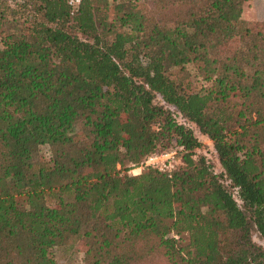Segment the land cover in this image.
Here are the masks:
<instances>
[{"label": "trees", "instance_id": "obj_1", "mask_svg": "<svg viewBox=\"0 0 264 264\" xmlns=\"http://www.w3.org/2000/svg\"><path fill=\"white\" fill-rule=\"evenodd\" d=\"M246 1L0 0V264H58L75 239L85 264H264V32ZM172 147L170 175L117 170Z\"/></svg>", "mask_w": 264, "mask_h": 264}, {"label": "rangeland", "instance_id": "obj_2", "mask_svg": "<svg viewBox=\"0 0 264 264\" xmlns=\"http://www.w3.org/2000/svg\"><path fill=\"white\" fill-rule=\"evenodd\" d=\"M147 0H108L109 4H120L127 5L130 3H135L139 6L145 5ZM241 20L244 25L250 27L252 30L257 31L260 30L264 32V0H249L246 1L243 5L241 12ZM187 77L186 80L190 81V87L193 90L199 91L201 88L205 89L207 86L206 83L202 82L200 79L195 78L193 76L194 70L189 67L186 71ZM178 115V114H177ZM177 120L180 123H184L185 121L178 115ZM187 124V123H186ZM193 130L194 136L200 141L201 146L196 151V156H204L208 162L212 165L215 172H220L221 167L218 163L216 154L214 152L211 141L204 135H201L198 129L192 124H187ZM42 153L45 155L46 150L42 149ZM130 163L124 162L122 167L117 166V170H119L120 175H130L128 174ZM239 203V201H237ZM16 203L20 209H24L26 207V201L24 197H16ZM47 204L52 205L54 201L50 198L47 199ZM252 240L258 245L264 246V242L261 240L259 235L256 232H252ZM54 259L58 264H85L83 262V253L81 251V247L78 239L72 241V243L66 247L59 248L54 250L53 253ZM139 264H169L165 257H163L159 253H155L153 256L146 257Z\"/></svg>", "mask_w": 264, "mask_h": 264}, {"label": "built area", "instance_id": "obj_3", "mask_svg": "<svg viewBox=\"0 0 264 264\" xmlns=\"http://www.w3.org/2000/svg\"><path fill=\"white\" fill-rule=\"evenodd\" d=\"M80 2L81 0H68V5L74 11ZM169 109L175 111L172 107H169ZM177 155L178 148L176 147L169 148L163 152L150 154L140 163L130 164L128 174L137 175L144 169L152 168L163 174L170 175L178 165Z\"/></svg>", "mask_w": 264, "mask_h": 264}]
</instances>
